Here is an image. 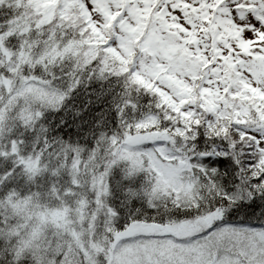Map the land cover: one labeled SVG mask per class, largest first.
I'll return each instance as SVG.
<instances>
[{
    "label": "snow or ice",
    "instance_id": "6c2138e0",
    "mask_svg": "<svg viewBox=\"0 0 264 264\" xmlns=\"http://www.w3.org/2000/svg\"><path fill=\"white\" fill-rule=\"evenodd\" d=\"M0 264H264V0H0Z\"/></svg>",
    "mask_w": 264,
    "mask_h": 264
}]
</instances>
